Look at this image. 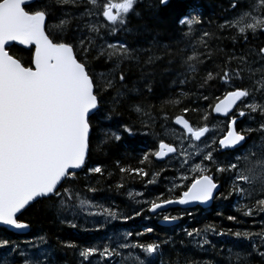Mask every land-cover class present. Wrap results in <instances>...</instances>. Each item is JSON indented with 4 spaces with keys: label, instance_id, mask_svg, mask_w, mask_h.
<instances>
[{
    "label": "snow or ice",
    "instance_id": "6c2138e0",
    "mask_svg": "<svg viewBox=\"0 0 264 264\" xmlns=\"http://www.w3.org/2000/svg\"><path fill=\"white\" fill-rule=\"evenodd\" d=\"M158 2L165 7L169 4V0ZM55 3L61 7L70 5L77 11H64L56 16L51 11L52 0H0V226L28 229L30 224L19 217L41 201L50 202V207L64 216L61 222H67L72 228H77V224L67 219L68 213L73 218L87 212L89 216L127 222L141 217L145 211L155 214L169 205L204 204L233 195L238 202L240 199L248 201L237 208L244 216L264 214V44L242 50L239 55L233 52L219 70L206 72L200 88L220 81L224 91L221 96H197V100L215 101L206 109H182V113H197L200 120L193 123L183 114L176 115L174 123L181 131L168 129L173 142L159 140L157 149L144 153L139 162L141 167L119 168L122 181L125 174L145 180L150 175L145 166L153 159L163 163L167 158L176 165L174 169L169 165L151 172V178L144 185L146 189L155 185L158 177L172 170V178L165 177L171 185L167 189L169 198L160 193L146 199L143 191H129V198L141 207L127 215L115 206L106 207L90 199L87 194H96L100 189L90 183L79 187L78 172H85V177L103 176L105 169L100 164L90 163L93 117L112 120L122 101L132 100V93L139 92L135 87H128V71L124 66L139 62L137 53L150 52L151 48H134L126 39L119 38L121 32L128 35L134 31L130 15L140 16L136 12L138 0H55ZM242 4L246 6L240 13L225 19L219 28L234 31L233 41L243 39L248 44L249 35L264 34V0H230L229 6L235 10ZM77 21L83 22V26L77 23L73 27ZM201 23L195 15L179 19V24L187 28L183 33L186 38H191L194 26ZM213 38L212 33L204 31L192 45V53L184 58L188 72L196 74L198 66L205 62V55L211 59L208 40ZM13 41L30 46L27 62L10 54L7 46ZM198 46H203L206 52H198ZM156 59L160 57L153 54L145 63L151 64ZM101 61L106 71L97 70ZM234 62L236 67L233 68ZM143 86L148 93L153 91L147 77ZM180 96L187 98L184 93ZM180 103L182 99H169L160 111L164 112V106ZM151 107L143 102L129 104L130 110L140 114L141 127L151 128L155 122L156 118L147 110ZM213 113L225 118L226 134L215 135L219 129L210 125ZM163 119H170L166 112ZM251 124L257 126L251 127ZM121 131L130 137L137 135L135 124L121 123L116 131L110 127L104 130L102 142L120 141ZM254 133L259 135V143L253 141L245 148ZM222 150L233 153L228 162L218 159ZM223 174H228L230 180L228 195L220 193L217 197L221 187L218 176ZM123 187L122 182L116 185L117 189ZM177 191L178 195L173 198L172 194ZM180 218L164 215L162 219L173 223ZM236 219V216L228 217L230 221ZM153 231L146 227L143 233L114 234L102 245L62 242V246L78 250L79 264H112L117 258L118 264H155L150 258L159 253L162 243L167 241L141 243L134 239ZM184 231L198 247L211 245L207 238L209 232L248 241L251 253L233 254L229 249V260L235 255L239 264H246L252 253L264 259V225L259 232L217 231L214 225ZM197 237L200 239L196 240ZM39 239L44 241L45 237ZM32 248L37 249V245L32 244ZM0 250H4L0 264H45L40 256L49 255L38 250H22L19 243L8 238H0Z\"/></svg>",
    "mask_w": 264,
    "mask_h": 264
},
{
    "label": "trees",
    "instance_id": "16d2710c",
    "mask_svg": "<svg viewBox=\"0 0 264 264\" xmlns=\"http://www.w3.org/2000/svg\"><path fill=\"white\" fill-rule=\"evenodd\" d=\"M229 4L230 0H169V4L165 7L159 5L158 0H138L136 12L140 13V16L130 15V26L133 27L134 31L128 35L121 32L119 38L126 39L134 48L141 50L151 48V51H139L137 53L139 62L133 61L131 64L126 63L124 66L125 70L128 71V87L139 89V92L132 93V100L122 101L121 106L113 114V119L110 121L93 117L90 163L100 164L105 171L103 176L97 174L89 177H85L83 171L78 172V186L83 188L85 184L90 183L98 187L100 189L98 193L87 194L94 202L96 201L106 207L115 206L120 213L132 215L134 211L140 210L141 205L129 198V191H143L146 193V199H152L160 193H164L165 198H169L167 189L171 185L165 177L171 179L174 175L172 170L158 177L155 185H149L147 189L144 185L146 180L151 178V172L159 171L169 165L174 169L176 167L174 163L167 159L163 163L153 159L150 165L145 166L150 172L149 177L145 180H141L139 177L130 178L125 174L122 181L119 168L125 166L141 167L142 165L139 162L144 153L157 149L159 140L165 139L164 141L167 143L173 142V137L169 134L168 129H175V131L177 130L176 133L181 131L174 123L176 115L183 114L185 118L193 123L200 120L197 113L191 111L182 113V109L185 107L206 109L209 103L215 101L197 100V96L201 94L221 96L224 91L220 81L212 82L206 88H200L206 72L219 70V67L224 66V61L233 52L239 55L242 50L247 51L249 48L264 44V34L258 33L255 37L249 35L250 42L245 44L243 39L236 41L231 39L232 36L236 35L234 31H222L219 28V25L225 19H232L237 16L246 6L242 4L240 8L232 10ZM80 10L82 11V8ZM51 11L59 16L64 11L76 12L77 10L70 5L61 7L55 3V0H52ZM193 15L198 16L202 23L194 26V35L191 38H186L183 33L187 31V28L179 24V19ZM77 23H80L81 27L83 26V22L77 21L73 23V27ZM204 31L210 32L214 36L213 39L208 40L211 59H208L205 55V62L199 65L197 73L193 74L187 71L184 58L192 53V45ZM102 42L98 41V43ZM8 50L10 54L21 58L24 62H27L31 54L28 49L16 44L8 47ZM196 50L200 53L206 52L203 46H198ZM153 54L160 57V59L154 60L151 64H146L145 61L148 56ZM231 67H236V63L234 62ZM97 70H107L103 61L97 65ZM145 77L152 84L153 91L151 93H148L143 86ZM181 80H184L185 83L181 84ZM181 93L186 94L187 98L181 97ZM111 95L114 96L115 92H111ZM169 99H182V103L176 106L170 104L164 106V112H161L162 105ZM132 102H143L145 105L153 106L147 109L156 118L151 128L141 127L142 118L140 114L129 108V104ZM165 112L170 117L168 121L163 119ZM259 119L260 117L257 116L256 120L259 121ZM121 123L135 124L137 135L130 137L121 131L122 139L120 141L102 142L105 140L104 130L110 127L113 131H116ZM210 125H215L219 129L215 133L216 136L225 134L226 120L219 118L215 113L212 114ZM256 126V124H251V127ZM253 141L259 143L258 134L254 133L252 135L247 146L251 145ZM232 156L233 154L229 150L220 151L218 159L224 162L225 158V162H228V159ZM117 161H119V166ZM109 173H112V175L109 176ZM121 182L124 187L117 189L116 185ZM218 183L221 187L216 194L217 197L220 196V193L227 196L230 180L226 174L218 176ZM172 195L174 198L175 195H178V191ZM247 202L244 199H240L238 202L235 195L228 197V199H215L209 210L194 216H187L186 212V216H179L181 217L180 223L170 228L160 226L158 220L149 216L147 211L141 217H136L134 220L124 223L120 219L113 220L103 216H89L87 212H80L75 218L71 213H68L67 219L77 224V228H72L67 222H61L64 220V216L58 215L56 210L50 207V202L41 201L28 208L23 216L19 217L30 224L28 234L19 235L0 227V238H8L19 243L22 250L29 249L31 252L38 250L40 253H48L47 258L43 255L40 256V259L45 260V264H48L49 261L50 264H79L78 250L65 248L62 246V242H72L80 246L102 245L107 243L106 240L110 234L112 236L114 234L119 235L127 232V230L134 233H143L146 227H151L154 230L153 232L144 233L143 236H137L134 239L140 240L141 243L167 241V243H162L160 252L150 258L154 260L155 264H239L235 259V255H232L231 260H229V249L233 254L237 252L251 253L252 249L248 241L238 240L231 235L217 236L209 232L207 238L211 241V245L198 247L195 240L186 235L184 229L191 231L194 228L203 229L207 225H214L217 231L231 229L232 231L259 232L262 225H264V214L246 217L242 212L237 211L239 204ZM45 205L49 206L45 207ZM143 207L146 208L147 205ZM175 213L176 211H173L167 215L177 216ZM229 216H236V221L228 220ZM138 220H141V222ZM98 228L99 230H97ZM41 236L45 237L44 241H40L39 237ZM198 239L200 238L197 237L196 240ZM36 242L40 245H37V249L27 248L28 243ZM3 252L4 250H0V257L3 256ZM124 252L127 254V250H124ZM134 253L139 254L138 250H134ZM9 259L11 258L9 257ZM118 260L119 258L113 261L112 264H118ZM246 264H264V259L252 253Z\"/></svg>",
    "mask_w": 264,
    "mask_h": 264
},
{
    "label": "water",
    "instance_id": "95a60500",
    "mask_svg": "<svg viewBox=\"0 0 264 264\" xmlns=\"http://www.w3.org/2000/svg\"><path fill=\"white\" fill-rule=\"evenodd\" d=\"M13 44H16V45H18V46H20V47H23V48H25V49H29V47L30 46H24V45H20L19 44V42H15V41H13V42H9V45L7 46V47H9V46H12ZM220 115H222V114H220ZM223 116V115H222ZM180 127V126H179ZM167 143V142H166ZM222 151H227V150H222ZM167 159V158H166ZM165 159V160H166ZM217 194V193H216ZM212 202H213V200L212 201H209V202H207V203H204V204H199V203H192V204H188V205H177V204H174V205H169V206H167L165 209H163V210H159L157 213H155V214H152V213H150L151 215H156V214H158L159 212H162V211H166L167 209H169V208H174V207H180V208H182V209H189V208H191V207H194V206H198V205H200V206H202V207H204V208H207V207H209L211 204H212ZM158 223L159 224H161V225H165V226H172V225H175V224H177L178 223V220L177 221H175V222H173V223H166V222H164L163 221V219H160L159 221H158ZM1 228H5V229H8L9 231H13V232H15V233H18V234H27L29 231H30V227L28 228V229H25V230H15V229H11V228H7V226H0Z\"/></svg>",
    "mask_w": 264,
    "mask_h": 264
},
{
    "label": "bare ground",
    "instance_id": "6f19581e",
    "mask_svg": "<svg viewBox=\"0 0 264 264\" xmlns=\"http://www.w3.org/2000/svg\"><path fill=\"white\" fill-rule=\"evenodd\" d=\"M215 115H217L219 118H221V119H225L222 115H220V114H215ZM177 126V125H176ZM177 128L179 129V130H181V128L179 127V126H177ZM177 131V130H176ZM173 137V136H172ZM172 139V138H171ZM165 140V139H164ZM227 155V154H226ZM224 162H225V158H224ZM219 190H220V188H219ZM219 192V191H218ZM217 192V193H218ZM89 198H91V197H89ZM236 199V198H235ZM96 202V201H95ZM199 207H202V206H200V205H198ZM196 206H194V207H191V208H189L188 210H190V209H193V208H195ZM177 208H179V207H174V208H169V209H167L166 211H163V212H159V214L160 215H167L168 213H171V212H173V211H176L177 210ZM202 208H204V207H202ZM204 209H206V208H204ZM192 212L193 213H195V212H197V210L196 211H191V212H189L188 214H186L187 216H190L191 214H192ZM201 212H203V211H201ZM174 214V213H173ZM171 215V214H170ZM175 216V215H174ZM191 218V217H190ZM264 218V217H263ZM148 220V219H147ZM139 222H141V220H138ZM110 222V221H109ZM108 222V223H109ZM158 222V221H157ZM107 223V224H108ZM123 223H124V221H123ZM178 223H180V220H178ZM177 223V224H178ZM112 224V223H111ZM160 226H165V225H161V224H159ZM106 226V225H105ZM123 226V225H122ZM173 226V225H172ZM172 226H166V227H172ZM99 227V226H98ZM102 227H104V226H102ZM107 227V226H106ZM5 229V228H4ZM87 229V228H86ZM106 229V228H105ZM112 229V228H111ZM110 229V230H111ZM120 229H122V228H120ZM109 230V231H110ZM117 230V229H116ZM119 230V229H118ZM103 231V230H102ZM112 231V230H111ZM119 231H121V230H119ZM123 231V230H122ZM126 231V230H125ZM128 231V230H127ZM108 234V233H107ZM20 235V234H19ZM22 235H24V234H22ZM103 235V234H102ZM105 235V234H104ZM98 237V236H97ZM103 237H105V236H103ZM23 239V238H22ZM103 241H105V240H103ZM107 241V240H106ZM117 263V262H116Z\"/></svg>",
    "mask_w": 264,
    "mask_h": 264
},
{
    "label": "flooded vegetation",
    "instance_id": "af4514ba",
    "mask_svg": "<svg viewBox=\"0 0 264 264\" xmlns=\"http://www.w3.org/2000/svg\"><path fill=\"white\" fill-rule=\"evenodd\" d=\"M251 126V125H250ZM248 146L247 145H245V148H247ZM230 151V150H229ZM233 154V153H232ZM226 176H227V178H229V176H228V174H226ZM228 182V181H227ZM210 209V207L209 208H206V209H204V208H202V207H199V206H196L195 208H193V209H190V210H188V209H182V208H177V210H176V213L175 214H177V216H182V215H184V216H186L185 214H186V212H187V214L189 213V212H191V211H198L197 213L195 212V213H192L191 214V216L193 215H195V214H199L201 211H203V212H205L206 210H209ZM172 216H174V215H172ZM176 216V215H175ZM180 220V219H179Z\"/></svg>",
    "mask_w": 264,
    "mask_h": 264
},
{
    "label": "rangeland",
    "instance_id": "374dc122",
    "mask_svg": "<svg viewBox=\"0 0 264 264\" xmlns=\"http://www.w3.org/2000/svg\"><path fill=\"white\" fill-rule=\"evenodd\" d=\"M109 237H112V234H110ZM27 242H29V241H27ZM32 244H35V245L40 246L38 242H36V243H32ZM32 244L28 243V244L26 245L27 248H32ZM25 251L31 252L29 249H25Z\"/></svg>",
    "mask_w": 264,
    "mask_h": 264
}]
</instances>
